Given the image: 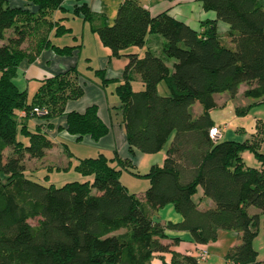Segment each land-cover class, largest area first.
Masks as SVG:
<instances>
[{
	"label": "trees",
	"instance_id": "16d2710c",
	"mask_svg": "<svg viewBox=\"0 0 264 264\" xmlns=\"http://www.w3.org/2000/svg\"><path fill=\"white\" fill-rule=\"evenodd\" d=\"M29 1L38 6L37 12L0 0V40H5L0 44V264H151L154 253L170 250L171 243L161 241L167 238V229L188 231L202 244L216 240L221 230L240 232V243L225 254L226 263L264 264L256 261L253 247L257 215L249 214L251 206L264 211V171L239 160L237 153L246 142L208 136L214 94L235 96L244 83V96L264 95L261 0H200L205 10L215 11L229 25V42L220 39L215 20L204 21L197 31L167 11L152 16L139 0H123L112 24L84 2L73 6L72 14L89 22L113 56L143 46L147 32H153L163 36V54L173 61L171 70L151 51L142 57L127 54L124 82L116 88L129 150L155 153L174 135L163 165H153L145 175L149 186L143 199L120 182L121 170L130 167L121 159L120 169L109 166L102 156L82 160L77 169L93 173L91 183L45 186L24 175L25 160L43 157L52 146L44 134L31 133L23 124L32 108L46 109L49 117L83 94L75 66L45 79L29 104L26 92L13 83L16 67L30 56L20 45L37 34L41 23L49 25L45 16L63 8L64 2ZM8 29L12 32L5 38ZM63 30L57 27V34ZM134 72L143 90H132ZM161 82L167 93H159ZM195 103L202 109L198 115L191 108ZM67 131L78 139L88 135L97 140L108 126L91 105L83 113H67ZM19 134L28 138L27 144L18 140ZM198 187L214 202L213 208L197 207L193 196ZM167 204L181 214V221L154 220V213ZM178 242V237L172 238L173 244ZM197 262V257L172 252L170 263L163 264Z\"/></svg>",
	"mask_w": 264,
	"mask_h": 264
},
{
	"label": "crops",
	"instance_id": "0c3cea01",
	"mask_svg": "<svg viewBox=\"0 0 264 264\" xmlns=\"http://www.w3.org/2000/svg\"><path fill=\"white\" fill-rule=\"evenodd\" d=\"M3 1L7 6L20 7L21 9L29 10V12L38 11V6L29 0ZM122 1L64 0L63 8L56 9L48 16H45L46 20L49 21V25L41 23L37 34L29 36L20 45V49L30 56L29 59L23 58L16 67L12 80L19 90L26 92L28 104L32 102L45 79L73 66L78 70V82L83 88L81 97L66 101L63 112L49 117L32 115L25 119L23 124L26 125L29 132L42 133L52 142V146L46 150L43 157L28 158L24 162V175L33 181L45 186L53 185L56 187L71 181H87L91 183L94 174L83 173L77 169V166L84 159H95L102 156L107 160V164L115 169H120L118 162L120 159L129 162L130 167L128 169L137 168L143 161L146 153L134 147L129 150L120 110L121 101L116 88L124 82L123 70L128 61L126 55L130 53H136L139 57H142L146 51H151L154 55L161 57L172 70L173 61L166 58L162 51L164 38L159 34L147 32L143 46H131L121 50L120 56H113L111 50L102 44L98 34L90 29L89 22L84 21L81 16L72 14L73 6L84 2L91 11L104 17L108 24H112L117 8ZM139 2L149 10L152 16L167 11L173 18L197 31L202 30L203 26L201 24L204 21L215 20L217 32L222 42L230 41L228 36L229 25L219 20L215 11L205 10L200 0H139ZM261 2L264 7V0H261ZM59 26L64 30L57 34L56 29ZM11 32L12 29L6 30L5 38ZM4 42L5 40H0V44ZM97 71H101V74L98 75ZM131 78L132 90H143L144 85L140 76L134 72L131 73ZM246 88L247 85L244 84L243 92ZM158 91L161 94L167 93L164 82L158 84ZM91 105L97 107V114L100 120L108 126V132L97 140L88 135L78 139L76 135L67 131V113L73 111L83 113ZM193 106L191 108L195 115L200 114L202 111L201 107H197L194 110ZM213 125L217 124L213 122ZM173 136L171 134L164 147L157 152L160 157L156 161L154 160L156 165H163L166 151L172 142ZM17 138L24 144L28 143V138L25 136L19 134ZM219 141H222V139H219ZM128 169L121 170L119 179L130 193L136 195V192L132 190V186L137 179L126 177V182L122 180L126 173L131 176L128 173ZM54 173L65 174L68 177H63L61 181L57 182L52 178ZM70 176L74 180H70ZM143 195L144 193L142 194V199ZM193 200L200 210L215 206L209 197L203 196L201 187H198ZM153 217L155 221L161 224H165L168 221L179 222L182 220L181 214L176 212L172 204L159 208ZM221 231L228 232L226 234L235 232L239 239L238 244L240 243V232ZM165 233L167 238L161 241L163 243H171L170 250L154 253L151 264L170 263L172 252L196 258L201 248H206L207 250L209 248V243L194 242L188 231L167 229ZM175 237L179 238V242L173 244L172 238ZM238 244L228 247L225 254L228 249Z\"/></svg>",
	"mask_w": 264,
	"mask_h": 264
},
{
	"label": "rangeland",
	"instance_id": "374dc122",
	"mask_svg": "<svg viewBox=\"0 0 264 264\" xmlns=\"http://www.w3.org/2000/svg\"><path fill=\"white\" fill-rule=\"evenodd\" d=\"M11 34V33H10ZM244 83H242L235 96H231L227 92L217 93L213 95L215 106L210 108L209 114L212 121L221 127L220 139H230L235 141H244L247 146L239 149L237 156L242 164L246 167L264 171V95L259 98L246 97L243 94ZM200 107L198 103L193 106L195 110ZM244 109L240 112L238 108ZM140 165L129 169L124 174L122 180L126 182V177L137 179L134 181L132 190L142 199L149 179L145 175L149 172L159 158V154L146 153ZM136 173V174H134ZM65 174L54 173L53 180L59 182ZM70 180H74L70 176ZM250 215H257L253 228L256 236L253 240V247L256 250V261H264V211L251 206ZM32 225L36 224V219L30 220ZM219 232L216 240L209 242L208 254L205 260H199L197 264H225V251L228 247L238 244L239 239L235 232ZM199 252V251H198Z\"/></svg>",
	"mask_w": 264,
	"mask_h": 264
},
{
	"label": "built area",
	"instance_id": "2783aa9c",
	"mask_svg": "<svg viewBox=\"0 0 264 264\" xmlns=\"http://www.w3.org/2000/svg\"><path fill=\"white\" fill-rule=\"evenodd\" d=\"M47 113V110L44 108H40V107H33L32 110L30 111V115H38V116H42L45 115ZM21 115L22 116H26L27 113L25 110L21 111ZM221 127L217 126V125H213L209 128L208 130V136L210 139L212 140H217L220 139L221 137ZM208 251L206 248H201L199 250V252L197 253V258L199 260H205L207 257ZM226 264H239V263H233V262H227Z\"/></svg>",
	"mask_w": 264,
	"mask_h": 264
}]
</instances>
